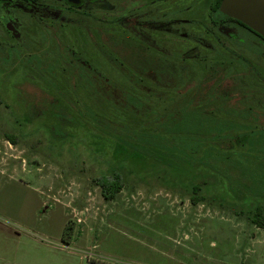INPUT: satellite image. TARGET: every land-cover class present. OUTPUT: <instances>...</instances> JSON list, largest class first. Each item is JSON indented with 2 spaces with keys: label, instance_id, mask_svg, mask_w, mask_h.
Segmentation results:
<instances>
[{
  "label": "rangeland",
  "instance_id": "rangeland-1",
  "mask_svg": "<svg viewBox=\"0 0 264 264\" xmlns=\"http://www.w3.org/2000/svg\"><path fill=\"white\" fill-rule=\"evenodd\" d=\"M3 71L0 111L35 133L27 143L0 124V264H264V229L250 218L264 207V115L185 111L159 132L137 116L113 136L54 128L50 142L47 117L23 111L40 79ZM115 171L122 189L107 200Z\"/></svg>",
  "mask_w": 264,
  "mask_h": 264
},
{
  "label": "flooded vegetation",
  "instance_id": "flooded-vegetation-1",
  "mask_svg": "<svg viewBox=\"0 0 264 264\" xmlns=\"http://www.w3.org/2000/svg\"><path fill=\"white\" fill-rule=\"evenodd\" d=\"M222 1L0 0V67L4 75L40 79L37 102L23 111L27 121L47 117L40 127L51 129L50 142L54 128L87 127L90 106L106 121V83L120 85L106 75H165L168 112L175 102L199 113L259 110L264 36L225 13ZM74 92L83 104L73 103ZM0 113L1 126L21 127L31 143L35 132L15 114Z\"/></svg>",
  "mask_w": 264,
  "mask_h": 264
},
{
  "label": "trees",
  "instance_id": "trees-1",
  "mask_svg": "<svg viewBox=\"0 0 264 264\" xmlns=\"http://www.w3.org/2000/svg\"><path fill=\"white\" fill-rule=\"evenodd\" d=\"M159 71H161V69H159ZM181 76H184L186 81H188V75ZM125 77L127 78V80L123 83L124 86L113 83H106L105 100L107 108L105 113V122L102 119V113L90 106L88 112L89 123L87 127L83 128H88L94 137H96V135L103 134V132L105 133L104 129H106L108 136H113L114 131L118 127L134 125L136 122L135 117L137 116H139L137 122L144 126L150 127L148 129L146 128L147 131L151 130L153 132H159L161 128L157 126H162V123L168 121V116L172 117L170 120L176 121V117H178V119L181 118V114L185 111L194 113L196 115L198 114V112H195L189 106H186V108L181 111L178 108L180 107L179 102H175L169 112L164 110L163 90L165 87V82L167 81V77H165V75H125ZM79 82L81 83V78ZM170 82H173L171 87L177 88L179 79L176 77L175 80L174 78H171ZM80 83L78 85H73V88L80 89ZM132 87L137 88V91L132 90L134 89ZM91 93H98V91H94V89L91 88ZM73 96L74 98L78 99L76 103L78 102L80 104H83L81 92H74ZM98 96V94H95L93 103H98ZM203 113L210 116L227 115L226 117L234 118L236 120H239L237 117L252 118V116H258L261 119L264 115V108H260L259 110L258 108H255L253 110L247 111H238L236 109H232V111L223 112V114L215 112ZM74 114H78L79 119H83L82 111H79L78 113L74 112ZM115 122L116 124H114ZM211 163L212 162H210V165H212ZM121 177V173L116 172V175L113 177L114 179H111L110 181L107 180V182L103 184V195L105 199H113L115 195L121 191ZM200 189L201 187L196 186L194 188L195 194ZM203 199L204 197L193 196L194 203H198ZM250 218L253 224L264 229V207L256 208L255 211L251 214ZM69 226L70 225L68 224L65 229L66 231L69 230Z\"/></svg>",
  "mask_w": 264,
  "mask_h": 264
},
{
  "label": "water",
  "instance_id": "water-1",
  "mask_svg": "<svg viewBox=\"0 0 264 264\" xmlns=\"http://www.w3.org/2000/svg\"><path fill=\"white\" fill-rule=\"evenodd\" d=\"M221 8L264 36V0H223Z\"/></svg>",
  "mask_w": 264,
  "mask_h": 264
}]
</instances>
